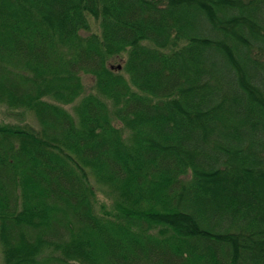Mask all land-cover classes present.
<instances>
[{
	"label": "trees",
	"instance_id": "trees-1",
	"mask_svg": "<svg viewBox=\"0 0 264 264\" xmlns=\"http://www.w3.org/2000/svg\"><path fill=\"white\" fill-rule=\"evenodd\" d=\"M0 104L5 264H264V0H0Z\"/></svg>",
	"mask_w": 264,
	"mask_h": 264
},
{
	"label": "rangeland",
	"instance_id": "rangeland-1",
	"mask_svg": "<svg viewBox=\"0 0 264 264\" xmlns=\"http://www.w3.org/2000/svg\"><path fill=\"white\" fill-rule=\"evenodd\" d=\"M94 29L97 30L98 26L95 25ZM82 76L85 85V93L94 91L95 78L92 75H88V74H83ZM64 107L70 110L71 112H74V104H67ZM0 120L4 122L16 123V124H29L35 127L36 129L40 128V123L32 111L29 110L27 111L22 109H10L5 104H0ZM116 123L122 125L117 120ZM125 134H127V130ZM96 188H97L98 202L99 203L105 202L109 206V204H111V200L109 198L112 195L111 192L109 191V188L102 186L98 183L96 185ZM98 207L99 205H97V208ZM0 264H5L3 245L1 243V240H0Z\"/></svg>",
	"mask_w": 264,
	"mask_h": 264
}]
</instances>
